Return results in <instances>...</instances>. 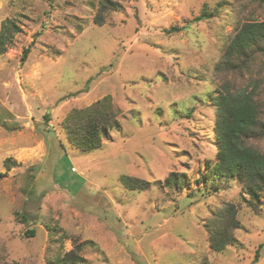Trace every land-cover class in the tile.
Returning a JSON list of instances; mask_svg holds the SVG:
<instances>
[{
    "label": "rangeland",
    "instance_id": "374dc122",
    "mask_svg": "<svg viewBox=\"0 0 264 264\" xmlns=\"http://www.w3.org/2000/svg\"><path fill=\"white\" fill-rule=\"evenodd\" d=\"M116 1L0 0V264H59L71 250L78 264H264V190L252 207L237 179L201 178L218 151L216 66L243 23L264 19V0ZM253 75L264 88V56ZM106 95L119 126L82 151L63 121ZM261 98L247 142L264 151ZM172 172L191 185L167 187ZM227 203L236 241L213 250L205 223Z\"/></svg>",
    "mask_w": 264,
    "mask_h": 264
},
{
    "label": "trees",
    "instance_id": "16d2710c",
    "mask_svg": "<svg viewBox=\"0 0 264 264\" xmlns=\"http://www.w3.org/2000/svg\"><path fill=\"white\" fill-rule=\"evenodd\" d=\"M119 6L116 0H100L102 11L114 10ZM207 16V12L204 11L195 19L200 21ZM4 50V41L0 35V51ZM262 56H264V19L247 21L236 30L225 45L221 60L216 66L217 73L223 79L220 91L214 97L217 118L215 137L218 151L214 162L206 164V170L201 176L203 182L220 177L237 179L249 196V199L243 196V201L252 207L260 202L261 192L264 190V151L247 142L250 137H254L261 121V95L264 94V88L259 79L254 78L253 70ZM233 78L235 80L244 78L248 82L243 86L241 82L238 84L232 82ZM119 111L110 95L86 107L73 109L63 121L68 140L82 151L100 147L102 137L107 135L108 130L119 126L117 118ZM45 120H49L48 114L45 115ZM56 170L61 171L58 163ZM68 172H71V166ZM61 176L59 174V177ZM61 178V183L67 181L66 178ZM120 179L130 189H145L149 185L146 180L128 175H121ZM164 182L167 187L174 189L191 185V180L185 173L177 172H172ZM237 212L238 209L233 203H227L216 208L212 212V218L206 221L205 227L210 234V247L213 250H222L236 241L234 230L240 225L236 217ZM49 229L51 233L55 231L52 226H49ZM27 233L32 237L36 235L34 229L28 230ZM259 257L258 249L255 262ZM55 259L59 264H78L84 261L83 256L72 250Z\"/></svg>",
    "mask_w": 264,
    "mask_h": 264
}]
</instances>
